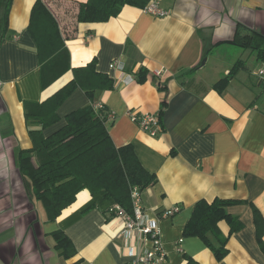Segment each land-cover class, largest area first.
Masks as SVG:
<instances>
[{"label":"crops","instance_id":"crops-1","mask_svg":"<svg viewBox=\"0 0 264 264\" xmlns=\"http://www.w3.org/2000/svg\"><path fill=\"white\" fill-rule=\"evenodd\" d=\"M36 1H11L8 29L6 11L0 14V264H136L137 253L149 244L138 232L125 238L124 220L111 213L115 203L104 192L82 191L48 222L17 167L18 151L32 148L29 132L39 128L26 121L24 103L43 102L73 79L71 70L41 88L37 44L28 31ZM44 1L69 35L72 69L95 60L97 71L115 83L113 90L97 91L93 101L76 89L58 110L60 122L45 135L63 126L68 114L103 105L114 115L109 130L116 146L132 144L145 169L158 178L141 193V205L145 218L159 225L163 264H187V258L199 264H264L253 217V206L264 217V63L255 71L248 62L258 61L256 54L234 43L238 26L243 34L264 36V0H160L166 17L127 5L118 17L94 24L75 21L78 5L87 0ZM238 60L245 69L218 90ZM115 61L124 64V72L111 69ZM142 69L147 78L138 82ZM157 70L164 71L161 77L153 76ZM132 114H161L163 126L151 136ZM216 199L247 202L227 209L233 225L241 224L238 231L231 232L225 221L219 224L228 238L221 261L200 238L183 236L196 203ZM175 207L180 212L163 216ZM57 231L73 242L74 258L57 249Z\"/></svg>","mask_w":264,"mask_h":264},{"label":"trees","instance_id":"trees-1","mask_svg":"<svg viewBox=\"0 0 264 264\" xmlns=\"http://www.w3.org/2000/svg\"><path fill=\"white\" fill-rule=\"evenodd\" d=\"M13 0H0V14L4 9L6 26L8 7ZM151 0H87L78 5L75 21L80 23H105L120 15L125 6L144 9ZM240 25V24H239ZM238 26L234 43L256 54L264 63V36L257 32L243 34ZM28 31L37 44L40 62L41 88L52 86L65 74L73 70V79L47 100L24 103L26 121L39 127L29 132L32 148L21 149L17 153V167L24 178L28 194L44 209L46 221H56L72 206L82 191L92 196L104 192L107 200L115 205L111 213L116 216L115 207L133 214L131 194L134 188L140 193L158 183L156 174L150 173L142 165L132 144L116 146L110 135V115L106 108L96 104L76 110L66 116V122L59 129L45 135V130L60 122L58 110L76 89H82L91 101L97 91L114 89V80L100 73L93 60L86 67L72 69L71 55L66 46L68 33L63 30L44 0H37L33 6ZM245 63L238 60L229 74L216 85L224 91ZM147 71L141 70L138 82H144ZM162 125L161 114L157 115ZM247 203L240 200L216 199L213 202L201 200L196 203L191 218L187 222L183 236L198 237L221 261L227 254L228 238L222 236L219 224H232L231 232L238 231L241 224L228 213L232 206ZM253 217L259 243L264 249V217L253 206ZM231 235V233H230ZM212 236L219 243L216 247ZM57 249L66 259L77 255L73 242L63 231L53 233ZM80 264V263H75ZM187 264H199L187 258Z\"/></svg>","mask_w":264,"mask_h":264},{"label":"built area","instance_id":"built-area-1","mask_svg":"<svg viewBox=\"0 0 264 264\" xmlns=\"http://www.w3.org/2000/svg\"><path fill=\"white\" fill-rule=\"evenodd\" d=\"M143 10L155 17H166L169 14V12L160 8V0H151ZM110 67L111 69H117L123 72L125 69L124 64L119 61L111 63ZM163 73V70H157L153 76L161 77ZM260 75L264 78V69L260 71ZM127 79L130 83L135 81V78L132 76H127ZM97 107H101V105H97ZM110 118L113 119L114 115L111 114ZM131 118L134 122L138 123L141 130L148 132L151 136H156L161 130L162 126L159 124L157 115L146 114L139 118L132 114ZM131 199L133 203L132 215L125 212L119 206L115 207V213L117 217L124 220L125 227L122 234L126 239L131 238L134 232H138L140 238L149 244V247L142 254L137 253L135 263L163 264L166 260V254L161 244L159 225L157 222H150L145 218V212L141 205V193L138 188L133 189ZM178 212H180V208L175 207L166 211L163 216H174Z\"/></svg>","mask_w":264,"mask_h":264},{"label":"rangeland","instance_id":"rangeland-1","mask_svg":"<svg viewBox=\"0 0 264 264\" xmlns=\"http://www.w3.org/2000/svg\"><path fill=\"white\" fill-rule=\"evenodd\" d=\"M249 54H250V51L247 53V55L245 56V58H244V60H246L247 58H248V56H249ZM243 59V58H242ZM261 62H259V61H256L255 59H250V61L248 62V64L250 65V66H252V68L255 70V71H258L259 69H260V67H261V64H260Z\"/></svg>","mask_w":264,"mask_h":264}]
</instances>
